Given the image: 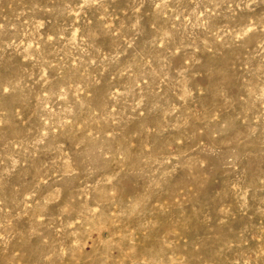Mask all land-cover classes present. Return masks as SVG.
I'll use <instances>...</instances> for the list:
<instances>
[{
	"label": "rangeland",
	"instance_id": "1",
	"mask_svg": "<svg viewBox=\"0 0 264 264\" xmlns=\"http://www.w3.org/2000/svg\"><path fill=\"white\" fill-rule=\"evenodd\" d=\"M0 264H264V0H0Z\"/></svg>",
	"mask_w": 264,
	"mask_h": 264
}]
</instances>
